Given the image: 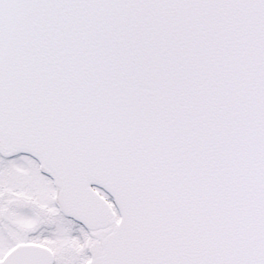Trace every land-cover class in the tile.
I'll list each match as a JSON object with an SVG mask.
<instances>
[{"label":"snow or ice","instance_id":"1","mask_svg":"<svg viewBox=\"0 0 264 264\" xmlns=\"http://www.w3.org/2000/svg\"><path fill=\"white\" fill-rule=\"evenodd\" d=\"M0 264H264V0H0Z\"/></svg>","mask_w":264,"mask_h":264}]
</instances>
